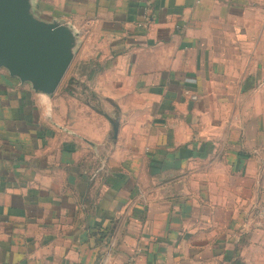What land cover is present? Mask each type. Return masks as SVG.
Wrapping results in <instances>:
<instances>
[{
  "label": "crops",
  "instance_id": "1",
  "mask_svg": "<svg viewBox=\"0 0 264 264\" xmlns=\"http://www.w3.org/2000/svg\"><path fill=\"white\" fill-rule=\"evenodd\" d=\"M35 5L76 73L0 67V264H264V0Z\"/></svg>",
  "mask_w": 264,
  "mask_h": 264
},
{
  "label": "water",
  "instance_id": "2",
  "mask_svg": "<svg viewBox=\"0 0 264 264\" xmlns=\"http://www.w3.org/2000/svg\"><path fill=\"white\" fill-rule=\"evenodd\" d=\"M78 41L69 22L40 14L35 0H0V67L35 91L58 90Z\"/></svg>",
  "mask_w": 264,
  "mask_h": 264
},
{
  "label": "rangeland",
  "instance_id": "3",
  "mask_svg": "<svg viewBox=\"0 0 264 264\" xmlns=\"http://www.w3.org/2000/svg\"><path fill=\"white\" fill-rule=\"evenodd\" d=\"M75 64H76V59L73 61V63H72V65H71V67L69 68V70H68V72H67V74H66V76H65V78H64V80H63V82L65 83L68 79H69V77L71 76V75H73V74H75L76 73V68L74 69V67H75ZM77 76H79V75H77ZM64 83H62V84H64ZM61 84V86H60V89L58 90V91H61L62 89H63V86L64 85H62ZM81 90V88L80 89H76V91H80ZM65 100H60V103L61 102H64ZM66 102V101H65ZM71 102H74V101H71ZM71 104V103H70ZM63 108H65V106H63Z\"/></svg>",
  "mask_w": 264,
  "mask_h": 264
},
{
  "label": "built area",
  "instance_id": "4",
  "mask_svg": "<svg viewBox=\"0 0 264 264\" xmlns=\"http://www.w3.org/2000/svg\"><path fill=\"white\" fill-rule=\"evenodd\" d=\"M257 214L260 218H264V203L258 208Z\"/></svg>",
  "mask_w": 264,
  "mask_h": 264
},
{
  "label": "trees",
  "instance_id": "5",
  "mask_svg": "<svg viewBox=\"0 0 264 264\" xmlns=\"http://www.w3.org/2000/svg\"><path fill=\"white\" fill-rule=\"evenodd\" d=\"M70 82H71V83H73V81H72V80H70V81H69V83H70Z\"/></svg>",
  "mask_w": 264,
  "mask_h": 264
}]
</instances>
